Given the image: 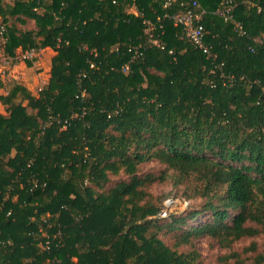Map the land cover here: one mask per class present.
<instances>
[{
	"label": "trees",
	"instance_id": "obj_1",
	"mask_svg": "<svg viewBox=\"0 0 264 264\" xmlns=\"http://www.w3.org/2000/svg\"><path fill=\"white\" fill-rule=\"evenodd\" d=\"M164 1L136 0L161 17L154 46L129 0H0L4 51L56 52L40 90L0 94V264H203L200 236L264 232V0H234L227 20L199 0L210 54ZM151 160L182 211L160 215Z\"/></svg>",
	"mask_w": 264,
	"mask_h": 264
},
{
	"label": "rangeland",
	"instance_id": "obj_2",
	"mask_svg": "<svg viewBox=\"0 0 264 264\" xmlns=\"http://www.w3.org/2000/svg\"><path fill=\"white\" fill-rule=\"evenodd\" d=\"M137 9L140 10L138 7ZM127 10L131 12V9L129 7H127ZM3 53L9 58V62L6 65L2 66L0 64V74L5 75L6 78V85L4 86L6 93L10 89L13 81L17 82L14 76H12V73H10V71H12L14 69V66L17 64H23L25 66L24 69L27 71V83L23 86L35 93L37 92L36 86H43L44 84H46V82L48 81L49 65L51 68V58L56 53L55 50L50 47H44L33 61H22L18 59L16 56L18 53V49L13 55H9L6 51H4ZM29 62H31L30 65L28 64ZM35 75L37 76V80L34 84H32V79ZM163 167L164 166L162 164L158 163L155 160L146 161L140 165L139 172L147 171L154 174L153 176L155 177V179L150 183V191L161 199L165 198L164 207L166 208V210L180 212L185 208V203L179 198L168 196L174 193L177 188L173 186V183L170 179H167L164 182L159 181L157 179ZM192 202L197 204L199 203V199L193 198ZM195 242L196 247L199 250L203 259V264H232L223 261L225 256L232 252V250L240 252V256L245 261V264H255L252 261L253 257L256 253H259L264 250V232L261 231L258 235L238 239L231 244L230 248H223L218 246L214 239L206 235L200 236ZM44 245L46 244H42V248H45ZM231 259L232 258H230L229 260Z\"/></svg>",
	"mask_w": 264,
	"mask_h": 264
},
{
	"label": "built area",
	"instance_id": "obj_3",
	"mask_svg": "<svg viewBox=\"0 0 264 264\" xmlns=\"http://www.w3.org/2000/svg\"><path fill=\"white\" fill-rule=\"evenodd\" d=\"M129 1L130 3L128 7L131 9L130 13L142 18V23L145 25L144 31L147 35V44L159 46L160 44L155 36V31L161 30V17L157 15L155 20L145 18L141 10L137 9L136 0ZM174 1L177 2L179 10H176L167 16L172 20L174 25H178L182 28L183 36L188 39L193 46L201 49L206 54H210L209 46L206 45L203 40L205 31L201 24V20L206 10L201 6L199 0H165L163 6L168 8ZM235 6L236 2L234 0H222L221 4L216 8L215 13L225 20L231 19L232 10ZM233 30L238 35L245 34L243 25L238 20H234ZM5 40L6 38L4 36V29L0 27V64L2 66L6 65L9 62V58L3 53ZM139 48H133L134 54L140 53ZM41 51L42 49L35 50L18 48V53L16 56L22 61H33ZM41 86L42 85H38L36 87H38L37 89L40 90ZM184 203L186 206V202ZM166 213L167 210L164 207L160 212V215L164 216L166 215ZM45 244L46 245H44V249H47L49 247V242L46 241Z\"/></svg>",
	"mask_w": 264,
	"mask_h": 264
},
{
	"label": "crops",
	"instance_id": "obj_4",
	"mask_svg": "<svg viewBox=\"0 0 264 264\" xmlns=\"http://www.w3.org/2000/svg\"><path fill=\"white\" fill-rule=\"evenodd\" d=\"M24 67L25 66L23 64H17L14 66V69L10 71V73H12V76H14L17 83L21 85H25L27 83V74H26L27 71L24 69ZM0 78L3 81V83L6 84L5 75L0 74ZM49 78H50V65H49V70H48V79ZM36 80H37V76L35 75L34 78L32 79V84H34ZM0 90H1L0 94L6 93L4 86H0ZM0 112L5 113V106L1 103H0Z\"/></svg>",
	"mask_w": 264,
	"mask_h": 264
}]
</instances>
